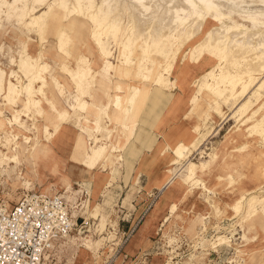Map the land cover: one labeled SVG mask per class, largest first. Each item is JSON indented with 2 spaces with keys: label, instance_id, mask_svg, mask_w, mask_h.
Instances as JSON below:
<instances>
[{
  "label": "rangeland",
  "instance_id": "obj_1",
  "mask_svg": "<svg viewBox=\"0 0 264 264\" xmlns=\"http://www.w3.org/2000/svg\"><path fill=\"white\" fill-rule=\"evenodd\" d=\"M6 2L8 6L2 7L3 13L0 14V71L4 73V90L0 93V121L3 122L5 128L2 132L0 131V159L3 153H9L14 142L20 144L21 150H19V165L7 164L0 167V204L7 202L6 205L10 204L11 207L25 192H37L39 190V192H47L51 195L61 194L67 202L75 205L78 213L74 212V216H82L85 224L78 233L74 232L68 238L61 239L55 244L54 254L61 261L60 264H138V261H134V259L143 254L150 256L149 258L153 256L154 264H258L256 261L259 258L264 260V186H256V181L262 179V172L258 169L254 158L258 151L250 149L248 154L244 156L248 158V164L245 162L237 163L238 161L235 163L233 156L223 159L226 151L233 146V138L234 141L235 139L238 140L236 135L245 133V126H242L241 123L237 124L230 110L226 106L220 105L219 110L222 114L210 119L212 129L209 131L210 137L208 140L201 145L198 151L196 149L200 145L189 148L187 158L194 163L196 178L204 183L205 187L194 185L188 180L185 174L186 167H183L182 161L177 159L170 150L177 141L188 146L193 138V135L190 134L191 128L197 124L201 117L195 116L196 112H205L207 107L213 110L215 100L212 97L204 99L198 92L203 82L207 80L206 74L209 68L216 67L219 64L220 54H217L215 49H211L208 52H203L202 56L187 60L186 65L182 67L180 66L181 60L184 56L189 57L192 49L185 50L184 56L182 55L183 48L174 53L178 41L172 38L165 40L160 48L155 50L152 59L140 55L141 53L137 50H133L129 57L132 62L137 57L143 58L147 71H151L150 74H145V76L151 82L155 76L153 74H155L157 66L167 61L169 55L174 56L175 61L179 60L176 67L180 71L179 78L174 87L171 88V92L158 90L151 83L134 82L135 86L151 88L149 102L154 96L157 98L163 97L170 101V108L166 109L168 115L173 112H180L175 118L165 116L164 112L157 117L151 127L144 126L149 132H156L151 136L156 141L160 143L164 140L162 154L169 159V163L160 184L161 197L160 200L157 199L159 202L155 209V211L159 208L161 210V226L157 228L158 234L152 233L146 244L138 246L139 242L137 241L143 228L135 234V227H133V231L125 233L123 237V231L117 226L122 215L118 208L119 205H117L118 198L115 196L119 192L115 183L119 184L122 180H127L124 177L125 171L119 179L117 178L118 180L116 177L121 172L122 167L125 169V165H122L127 162L124 153L132 141L137 138L139 126L134 130L129 141L125 142L123 139L124 146L121 148L122 144H120V148H116V151L113 152L114 158H118V160H114L113 165L115 177L112 180L113 185H106L105 188L101 185L97 192H94L96 189L95 173L84 167V162L88 160L87 155H89L93 143L81 131H83V127L90 125L89 123L96 119L98 113L104 110L103 106L106 105V99L98 93L95 92L90 98L85 99L89 107L86 114L82 116L86 117L85 119L89 123L80 117L78 125L73 127L64 125V128L54 136L51 143L44 144V151L47 156H41L40 153L37 154L35 160L32 159L33 150L31 148L36 142L35 135L37 133L36 128L33 127L31 114L28 116L27 113L24 115L22 112L24 111L26 98L23 94L17 92L25 85V80L19 78L20 74L16 67L20 55L25 52L31 60H35L41 53L42 62L48 66L45 77L49 84L44 87V93L48 94L47 97L53 100L58 109H68L67 106L72 103L75 93L68 78L61 73V63L64 61L65 54L64 51L58 48V44L53 37L56 22L49 21L51 30L48 29L43 35L44 39L40 46L33 29L30 26H25L24 21L19 18L20 13L17 8L21 2L19 0L16 2L6 0ZM44 10L38 12L37 15ZM235 20L242 23V18L235 17ZM68 23H72L71 27L66 28V32L70 36L72 35V42L69 43V48L66 49H70L74 55H80L88 60L93 69L98 72L99 76L96 84H102L100 80L102 74L99 72L101 69L100 62H98L99 64L95 63L101 56L94 50V43L90 36V24L77 17L68 19ZM209 25L210 23L207 27ZM122 44L119 41L118 46H114L109 38L108 51L110 52V59L107 62L114 69L115 67L125 68L122 65L121 57L118 56L119 50H122ZM138 45L144 47L142 42H139ZM205 56H207V59ZM138 68L135 64L134 68L131 69L132 76L136 75ZM114 69L109 71L106 76L107 82L111 84L112 95H114L116 84L126 90L130 83L127 80L119 81L118 79L123 77L115 73ZM214 70L217 71V69ZM10 72L17 76L10 78ZM53 78H55L57 85L52 81ZM134 80L132 78V81ZM170 81L174 82V78L170 77ZM8 82L16 90V92H9L8 99L10 101L5 97ZM214 82V80L209 81L210 89L214 88ZM38 87L39 85L34 88V98L40 101L42 109L48 112L49 108L45 96L38 93ZM195 96L197 102L191 104ZM148 104L146 108H148ZM181 105L182 110L180 111L179 107ZM32 112H35V110L32 109ZM16 113H21V123L29 126L30 128L27 130L30 131L23 132V129L18 125H13L12 130L16 139L7 144L3 133L11 127L8 121L13 120ZM70 113L72 112L70 111ZM109 116L112 119L109 129H114L116 111L110 108ZM35 120V124L40 129L43 124L47 125L46 121L44 122L40 116H36ZM166 121H169L168 130L165 131L166 127H160L158 130L157 126H163ZM140 126L143 125L140 124ZM48 128L52 134V129ZM19 130L23 134L19 133ZM111 131L112 134L108 144L114 146L117 141L118 130ZM157 133L159 135L163 133V138ZM25 136L30 138L29 144L24 143L23 137ZM259 139H261L260 135L254 137L255 141ZM74 142L77 145L76 150L72 149ZM100 145H102V142L98 144V146ZM70 154L74 157L73 162L68 161ZM213 156H216L217 159H214ZM201 163L206 164L209 168H214L216 164L220 163L226 168V171L213 170L210 177H208L203 173ZM227 163H235V165L229 168L226 166ZM148 164L145 163V165ZM159 164L160 162L150 163L147 168ZM77 165L82 166L88 173ZM142 165L140 162H136L130 175L133 174L136 177L142 175ZM161 165L163 171L165 166L164 164ZM71 174L76 178L73 177L74 179H72ZM216 174L222 176L229 174L236 181V185L245 184L246 199L254 197L253 203L250 205L248 202L244 203L240 214H232L228 205L232 201L235 192L230 191L231 187L221 189L216 195L209 194L208 186H212ZM169 179L171 182H169ZM75 183H80V185L77 187ZM89 183L92 186L85 189L86 184ZM166 183H169V185ZM84 190L87 194L85 197L83 196ZM125 202L123 201V205H125ZM94 210H98V212L93 216L91 211ZM248 212L251 213L250 216ZM126 234H128L127 240H125ZM132 235H134V238L131 237ZM85 252L89 253L86 254ZM125 254H128V258L124 261L123 256ZM260 264H264V261Z\"/></svg>",
  "mask_w": 264,
  "mask_h": 264
},
{
  "label": "bare ground",
  "instance_id": "obj_2",
  "mask_svg": "<svg viewBox=\"0 0 264 264\" xmlns=\"http://www.w3.org/2000/svg\"><path fill=\"white\" fill-rule=\"evenodd\" d=\"M16 1L14 0V2ZM19 1L21 2L17 8L20 13L19 18L24 21L25 26H30L33 29L40 46L44 39L43 35L48 29L51 30L49 21L56 22L53 37L58 44V48L64 51L65 54L64 61L61 63V73L68 78L75 93L72 103L67 106L68 109H58L53 100L47 97L48 94L44 93V87L49 84L45 77L48 66L42 62L41 53L35 60H31L25 52L20 55L16 67L20 74L19 78L25 80V85L17 92L23 94L26 98L24 111L22 112L24 115L27 113L28 116L31 114L33 127L36 128L37 133L35 135L36 142L31 148L33 150L32 159L35 160L37 154L40 153L41 156H47L44 151L46 143H51L54 136L64 128V125L70 127L78 125L80 117L87 122L86 117L82 116L86 114L89 107L85 99L90 98L96 92L106 99V105L103 106L104 110L98 113L96 119L92 123L87 122L90 125L83 127V131H81L93 143V147L90 148V153L87 155L88 160L84 162V167L95 173L96 189L94 192H97L101 185H103V188L106 185L112 186V180L115 179L114 160H118L117 157L114 158L113 152L116 151V148H120V144H122L121 148L124 146L123 139L125 142L129 141L134 130L138 128L150 99L151 88L135 86L134 82L151 83L158 90L171 92V88L174 87L180 75V71L176 67L179 60L175 61L174 56L169 55L167 61L157 66V70L153 74L155 76L151 82L145 76V74H150L151 71H147L143 58L137 57L132 62L129 57L133 50H137L141 53L140 55L152 59L155 50H158L165 40L174 38L178 41L174 53L183 48L182 55L184 56L185 50L192 49L190 56H184L181 60L180 66L182 67L186 65L187 60L202 56L203 52H208L211 49H215L221 58L216 67L209 68L206 74L207 80L203 82L198 92L204 99L212 97L215 100L213 110L207 107L205 112H194L195 116L201 117L197 124L191 128L192 140H190L188 146L177 141L170 149L172 154L182 161L183 167H186L185 174L188 180L194 185L205 187L206 185L196 178L194 163L187 158L189 148L200 145L196 149L198 151L201 145L208 140L210 137L209 131L212 129L210 119L222 114L219 110L220 105L226 106L230 110L234 121L245 126V133L236 135L239 142L236 139L234 141L233 138V146L226 151L223 159L233 156L235 163L238 161L237 163L245 162L248 164V158L244 156L248 154L250 149L258 151L256 155L254 152L253 154L258 169L262 172V179L256 181V186H264V0ZM4 6L7 7L8 3L6 0H0V14L3 13L2 7ZM43 9L45 10L37 15ZM72 17L81 18L91 26L90 36L94 43V50L101 56L95 63L100 62L101 69L99 72L102 74L100 78L102 84H96L99 75L88 60L80 55L76 56L70 49H66L69 48V43L72 42V35L70 36L66 32V28L72 26V23H68V19ZM235 17L242 18V23L237 22ZM209 23L210 25L207 27ZM109 38L114 46H118L119 41L123 43L118 56L121 57L122 65L125 66L124 69L120 67L114 69L107 62L110 59V52L108 51ZM139 42H142L144 47L138 45ZM205 58L207 59V56ZM135 64L139 68L136 75L132 76L131 69L134 68ZM113 69L115 73L124 78H119V81L127 80L130 82L126 90L116 84L114 95L111 93V84L106 80L107 73ZM214 69H217V71ZM3 76L4 73L0 71V93L4 90ZM15 76L17 75L10 72V78ZM170 77L174 78V82L170 81ZM132 78L135 80L132 81ZM210 80L215 81L213 89H210ZM52 81L57 85L55 78ZM7 84V95L5 97L8 99L9 92H16V90L10 82ZM38 85V93L45 96L49 108L48 112H45L40 101L34 98V88ZM196 102L195 96L191 104ZM256 107L258 108L256 109ZM110 108L117 113L114 119V129H109V124L112 123L109 116ZM32 109L35 112H32ZM20 115L21 113H16L13 120L8 121L11 127L3 133L7 144L16 139L12 130L13 125H18L23 129V132L30 131L27 130L30 128L29 126L21 123ZM36 116H40L44 122L46 121L47 125L43 124L40 129L34 122ZM48 127L52 129V134L49 132ZM3 130L5 128L3 122L0 121V131ZM111 130H118L116 146L108 144L112 134ZM22 131L19 130L18 132L23 134ZM259 135L261 139L255 141L254 137ZM23 140L25 144L30 143V138L26 136L23 137ZM101 142L102 145L98 146ZM12 145L9 153L1 155L0 167L7 164L19 165L21 146L17 142L12 143ZM72 149H77L76 142H74ZM213 158L217 159L216 156H213ZM73 160L74 157L70 154L68 161L73 162ZM235 163H227L226 166L231 168L234 167ZM200 166L204 170L203 173L208 177H210L213 170L226 171V168L220 163L216 164L214 168H209L204 163H201ZM169 182H171L170 179ZM166 184L169 185V183ZM244 185H236V181L229 174L226 176L216 174L214 183L211 187L208 186V190L210 191L209 194L216 195L221 189L231 187L230 191L235 192V194H233L228 207L232 214H240L244 203L248 202L250 205L254 199V197L246 199L247 191ZM42 193L49 194L47 192ZM60 196L62 197L61 194ZM62 198L68 205L72 217L76 218L74 216V212L78 213L76 206L67 202L64 197ZM91 212L94 216L98 210ZM248 215L250 216L251 213L248 212ZM70 235L64 238H68ZM58 241L52 243L46 252V257L53 258L56 264L61 262L54 254V245Z\"/></svg>",
  "mask_w": 264,
  "mask_h": 264
},
{
  "label": "crops",
  "instance_id": "obj_3",
  "mask_svg": "<svg viewBox=\"0 0 264 264\" xmlns=\"http://www.w3.org/2000/svg\"><path fill=\"white\" fill-rule=\"evenodd\" d=\"M170 105V101L164 99L163 97H152L151 101L148 104V108H146L147 112L143 114L142 120L139 123V129L137 131L138 136L132 141V143L124 153L125 160L127 162H124L122 165H125V169H123L122 167L121 172L116 177V179H119L122 176L123 171H125L124 177L127 179L122 180L119 184L115 183V186H118L117 190H119V192L115 194V196L116 198H118L117 205H119L118 208L120 209V213L122 215V218L120 219L121 222L119 221V224L117 226L123 231V233H130L131 231H133V227H135V234L143 228V231L137 241L139 242L138 246L146 244L147 241L151 238L152 233L158 234L157 228L158 226H161V210L159 208L155 211V209L161 197V193L159 191L160 184L163 180V177L165 176L166 167L169 163V159L164 154H162V145L164 144V140L160 143L156 141L153 137H151L156 132H149L144 126L151 127V125L155 123L157 117L164 112L165 116L173 118L177 117L180 112H173L172 114L168 115L167 110L170 108ZM182 105L181 107H179L180 111L182 110ZM168 122L166 121L163 126L158 125L157 129L159 130L160 127H166L165 131H167L169 127ZM140 124H142L143 126H140ZM162 134L158 135L162 136ZM136 162H140L141 164H143V170L141 172L142 175H139L137 177L133 174L130 175ZM156 162H160V164L154 165L152 167L149 166L147 168L150 163ZM145 163L149 164L145 165ZM161 164H164L165 166L163 171L161 169ZM80 167L84 171H86L82 166ZM86 173L88 172L86 171ZM72 174L71 178H76ZM75 184L80 185V183ZM90 186H92V184H86L85 189L86 187ZM123 201H126L125 205H123ZM134 235H132L131 237H133ZM149 257L150 256L143 254L142 256H137L136 258L134 257V261H138V264H154L153 256L151 258ZM127 258L128 254H125L123 256V260L125 261ZM263 261V258H259L256 263L260 264Z\"/></svg>",
  "mask_w": 264,
  "mask_h": 264
},
{
  "label": "built area",
  "instance_id": "obj_4",
  "mask_svg": "<svg viewBox=\"0 0 264 264\" xmlns=\"http://www.w3.org/2000/svg\"><path fill=\"white\" fill-rule=\"evenodd\" d=\"M84 224L82 216L72 217L60 195L25 192L11 207L0 204V264H56L46 257L51 244Z\"/></svg>",
  "mask_w": 264,
  "mask_h": 264
}]
</instances>
